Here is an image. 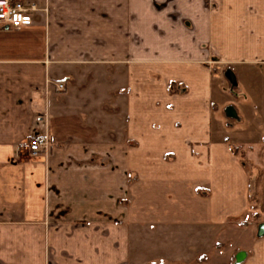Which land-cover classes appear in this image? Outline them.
<instances>
[{"label": "crops", "instance_id": "obj_1", "mask_svg": "<svg viewBox=\"0 0 264 264\" xmlns=\"http://www.w3.org/2000/svg\"><path fill=\"white\" fill-rule=\"evenodd\" d=\"M23 1L46 8L0 25V264H135L141 234L247 230L264 0ZM233 244L264 264V235Z\"/></svg>", "mask_w": 264, "mask_h": 264}, {"label": "rangeland", "instance_id": "obj_2", "mask_svg": "<svg viewBox=\"0 0 264 264\" xmlns=\"http://www.w3.org/2000/svg\"><path fill=\"white\" fill-rule=\"evenodd\" d=\"M37 7L46 8L45 6L40 7L38 4ZM45 12L47 11H39L38 13ZM52 25L54 26V24ZM59 56L57 55V57ZM51 85L54 88V84L51 83ZM57 85L58 83L56 84V88ZM77 109H80V107ZM77 109L75 108V110ZM263 117L264 115H262ZM67 125H74V120L71 119L70 123L67 122ZM238 154L245 161L249 172L251 174L257 173V177L251 183L248 209L245 216H243V220L248 222L247 226L249 228L247 230L234 228L231 231H226L225 234L228 237H223L224 234L220 237L216 236L215 243L211 241L209 244L200 247L191 244L188 245L186 243L187 238L185 237L183 245H176L174 240L170 239V234L167 233V239L164 237L161 240H159L161 236L159 232L150 233V236L141 234V237H137L140 241L137 242V245H135L130 255V257L135 259V264H235L233 259L234 250L240 247L233 243L240 241L243 244H248L250 239L257 236L256 232H254L256 225L264 223V144L261 143L258 146H251L250 148L241 150ZM137 205H142V202ZM224 241L227 245L225 248ZM181 257H183V260H176Z\"/></svg>", "mask_w": 264, "mask_h": 264}, {"label": "built area", "instance_id": "obj_3", "mask_svg": "<svg viewBox=\"0 0 264 264\" xmlns=\"http://www.w3.org/2000/svg\"><path fill=\"white\" fill-rule=\"evenodd\" d=\"M37 10L34 3L23 0H0V25L19 28L31 25L33 13ZM57 88L63 89V84L58 83ZM28 149L32 155H37L47 149L45 139L34 137L28 142Z\"/></svg>", "mask_w": 264, "mask_h": 264}, {"label": "water", "instance_id": "obj_4", "mask_svg": "<svg viewBox=\"0 0 264 264\" xmlns=\"http://www.w3.org/2000/svg\"><path fill=\"white\" fill-rule=\"evenodd\" d=\"M227 78L231 83L233 84L235 83L233 75L229 74L227 75ZM263 235H264V223H260L257 229V236H263Z\"/></svg>", "mask_w": 264, "mask_h": 264}]
</instances>
